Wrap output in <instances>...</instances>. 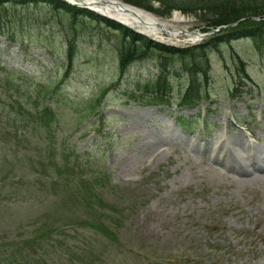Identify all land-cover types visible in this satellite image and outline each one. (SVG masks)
<instances>
[{"label":"rangeland","instance_id":"1","mask_svg":"<svg viewBox=\"0 0 264 264\" xmlns=\"http://www.w3.org/2000/svg\"><path fill=\"white\" fill-rule=\"evenodd\" d=\"M150 5L145 12L189 34H142L152 50L141 51L143 56L126 66L119 86L97 113L88 101L117 81L119 54L125 44L130 47L126 29L75 9L9 6L27 33L21 50L0 40V63L21 74L0 72V243L44 222L56 249L46 264H264V180L227 181L208 162L218 153L224 157L220 147L229 146L232 138L250 162L264 153V47L258 51L250 40H239L208 52L209 78L204 82L200 77L198 84L203 99L194 110H180L176 105L189 78L182 62L160 52L202 47L218 33L202 32L210 15L172 11L162 16L157 4ZM174 15L180 23L172 22ZM199 33L203 36L193 43L189 36ZM71 41L72 71L61 92L54 93ZM161 64L170 73L172 106L128 102L125 94L153 82ZM197 64L206 68L204 61ZM242 72L252 82L236 97ZM44 101V107L58 106L50 159L34 123ZM178 118L186 121L185 128L193 123L190 132L179 130ZM170 140H178L183 151L168 148ZM74 160L83 166L79 174L88 177L85 186L108 177L96 181L104 206L70 196L68 187L76 179H60L63 174L55 169ZM59 181H66L61 191L53 186ZM14 193L21 198L15 201ZM57 195L63 200L60 207L53 206ZM99 223L108 226L107 236L94 230ZM72 224L78 228L59 231L60 225ZM121 232L126 234L121 237Z\"/></svg>","mask_w":264,"mask_h":264},{"label":"trees","instance_id":"2","mask_svg":"<svg viewBox=\"0 0 264 264\" xmlns=\"http://www.w3.org/2000/svg\"><path fill=\"white\" fill-rule=\"evenodd\" d=\"M13 0H0V36L7 38L10 42L13 43H23V36L27 33L22 26L23 19H16V15L13 14L12 8L9 6L19 7L21 9L28 8L33 6L35 10L43 9V6H54L55 9H58L54 12H58L61 9H66L72 11L74 9L57 2L55 0H28L26 1H14ZM127 3L135 5L151 11L150 4L151 2H157L160 4L161 13L160 15L166 16L172 10H179L185 14H195L197 12L210 15L212 20L209 22L207 28L215 29L217 27L230 26L232 24H237L235 27L221 32L220 35L214 36L205 46L190 48L188 50H167V53L160 52L163 54H170L175 60L182 62L183 69L187 70L190 74V84L189 87L183 96L180 105L181 107H193L201 100V86L197 83V75L203 77L204 81H207V70L208 63L205 60V55L208 51L218 50L221 43L229 42L233 39L239 38H251L255 45L258 47L264 46V21L260 23H254L252 19H262L264 18V0H123ZM25 6V7H22ZM17 14V11H15ZM20 18V17H18ZM13 22L17 23V28L20 30L17 34V28L13 26ZM121 28V27H120ZM122 29V28H121ZM121 31V30H120ZM206 31V30H205ZM127 32V31H126ZM125 38L129 42L130 47L123 46L119 54V58L122 64L130 63L134 60L139 59L143 56L141 51L152 50L149 41L133 36L129 33H125ZM131 35V36H130ZM196 54V55H195ZM74 55V46L71 43H68V52L67 57L69 60L72 59ZM197 59V61H195ZM206 66L205 69H198L199 65L197 63H203ZM188 62V65H186ZM207 64V65H206ZM197 78V79H196ZM163 79V80H162ZM154 85V87H146V96L139 97V100L148 105L152 104H167L166 99V90L167 84L165 79L162 78ZM144 92V91H143ZM44 113H47L44 111ZM44 129L49 131V124L42 121ZM96 179L93 181L96 183ZM93 192V187L89 188ZM94 198V195H91ZM100 232V231H99ZM102 235L107 236L109 231L105 227L101 232ZM38 236L31 238L26 243L27 253L24 250L20 253V258L14 255V246H17L18 243L10 244V248L3 249L0 247V264H35L33 260V255H38L36 253L40 252L42 256L45 254L44 241L48 238V233L44 231L37 232ZM16 242L15 239L12 240ZM0 246H7V244H2ZM25 249V250H26ZM42 260V258L38 255Z\"/></svg>","mask_w":264,"mask_h":264},{"label":"bare ground","instance_id":"3","mask_svg":"<svg viewBox=\"0 0 264 264\" xmlns=\"http://www.w3.org/2000/svg\"><path fill=\"white\" fill-rule=\"evenodd\" d=\"M74 4L76 7H86L91 10H96L101 15L111 18L112 20L123 22L130 28H141L142 31L148 33H166L171 37H177L179 34H188L185 30H173L174 26L168 22L162 23L159 19L142 12L132 6L125 5L110 0H64ZM180 18L174 15L172 22L180 23ZM182 32V33H179ZM192 42H196L197 36L190 35ZM229 146L220 147L225 153L223 157L218 153V157L208 159V162L215 164L220 177L232 182L253 181L257 179L264 180V154L258 153L254 156V160L250 162L247 159L246 151L238 144L235 138H232ZM167 147L177 148L181 151V143L178 140H170L167 142ZM192 157L195 156L194 151ZM198 154V153H197ZM220 155V156H219Z\"/></svg>","mask_w":264,"mask_h":264}]
</instances>
